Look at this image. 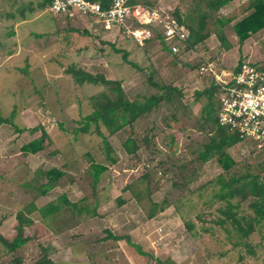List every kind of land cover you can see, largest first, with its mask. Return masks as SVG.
I'll return each instance as SVG.
<instances>
[{"label":"rangeland","instance_id":"1","mask_svg":"<svg viewBox=\"0 0 264 264\" xmlns=\"http://www.w3.org/2000/svg\"><path fill=\"white\" fill-rule=\"evenodd\" d=\"M138 1L160 12L178 10L183 16H195L199 1L205 6L204 0ZM39 2L0 0V116L9 118L15 113L13 124L25 129L18 134L14 126L0 125V235L14 238L19 211L25 214L32 202L42 208L64 193L90 213L96 207L97 214L62 217L53 230L45 228L36 212L28 213L35 224L26 234L36 236L14 254L2 255L0 245V264H11L17 256L22 264H31L40 255V245L54 264H264V249L258 245L261 234L254 233L247 240L258 246L254 255L242 246L234 247V236L216 224L221 204L210 201L219 175L227 179L251 171L264 180V145L243 141L228 149L226 153L235 162L229 172H224L216 159L201 164L196 153L209 140L202 113L206 98L196 101L195 95L211 87L209 75L199 74L203 61L212 62L218 73L232 71L245 61L264 64V29L240 45L232 28L248 14L244 12L248 1H233L207 21V30L214 31L219 27L214 24L216 19H233L223 27L232 45L229 51L212 35L178 56L164 52L155 41L138 46L124 30L116 31L118 35L106 33L105 39L95 35L88 41L82 24L37 8ZM23 9L29 10L21 18L18 14ZM10 12H15L14 20L6 18ZM76 45L88 46L94 54L78 68L120 82L131 101L157 94L152 83L176 88L182 94L180 103H161L132 128L114 136L101 127L117 163L108 166L95 187L83 154L90 152L96 163L107 165L102 139L92 132L74 138L73 130L91 113L90 99L108 90L87 83L80 86L72 79L67 70L77 62L71 52ZM123 52L128 53L126 60ZM33 128L39 130L34 134L26 131ZM42 131L49 134L50 144L35 156H25L21 148L39 138ZM129 136L139 146L133 155H127L122 147ZM54 149L57 153L51 155ZM78 158L70 171L73 180L64 181L46 196L34 200V190L23 187L26 180L34 179L36 169L49 164L60 167ZM129 185L138 197L124 189ZM251 201L241 204L245 216L251 214L247 207ZM154 204L164 211L149 219ZM108 233L128 237L145 255L125 240L105 239Z\"/></svg>","mask_w":264,"mask_h":264},{"label":"trees","instance_id":"2","mask_svg":"<svg viewBox=\"0 0 264 264\" xmlns=\"http://www.w3.org/2000/svg\"><path fill=\"white\" fill-rule=\"evenodd\" d=\"M89 1L99 3L102 9H108L113 3V0ZM233 1L235 0H204V7L203 2L199 1L196 5L195 16H183L180 12H178V10L169 11L175 21L179 25L185 26L188 30L185 47L180 51V53L190 52L197 45L202 44L212 35L216 36L223 49L229 51L232 48V45L226 37L223 27L225 25H231L233 23V19H216L214 24L216 23L219 27L214 31L207 30V21L213 19L215 14L218 13L220 9L228 6ZM133 2L136 3L139 1L133 0ZM36 6L39 9H46L48 11L49 0H41V2L36 4ZM27 10L29 9L21 10L18 15L21 16V18H24ZM244 12H248V14L232 25L233 31L240 45H242L252 35L264 29V0H248ZM6 18L14 20L16 18L15 12L7 13ZM131 28H137V25L133 24L131 25ZM121 30H124L125 32L124 28ZM154 33V38L152 40L145 41L144 45L148 42L155 41L160 45L161 50L172 55L165 46L164 40L159 31L154 30ZM83 34L86 35L87 32H83ZM121 52L122 50H116V53ZM127 57L128 53L123 52V59L126 60ZM240 64H238L232 71H235ZM130 65H132V63ZM67 71L77 85L83 86L87 83L103 86L108 90V93H100L90 99L92 107L91 113L81 120V126L79 128L73 130L74 138H77L82 134L92 132L102 139L101 152L107 165L96 163L90 155V152H85L83 154L88 163L86 170L93 180V187H95L98 181L102 178V173L108 169V166H113L117 163L115 152L107 137L101 132V127H104L110 136H114L126 127L132 128L133 124L137 120L150 114L153 110L157 109L161 103L170 104L173 103L174 100L178 101L177 103H180L179 100L182 98V94L176 88L167 86L164 87L156 83H152L158 91L157 94L144 97L141 100L138 99L131 101L126 98L123 88L118 81L109 80L103 75H92L74 66L68 68ZM218 91L217 86L211 83V87L208 90L197 92L195 94L196 101H199L201 97L206 98V104L203 107L202 113L205 117L204 122L208 129L207 134L209 135L208 142L204 143L200 150H196V153L198 154L197 160L201 164H206L210 160L216 159L223 171L229 172L235 162L226 152L228 149L236 146L244 140H241L237 133L231 132L227 127L221 126L218 123L217 115L219 103L216 98ZM14 117L15 113H12L9 118H3L0 116V125H12L14 126L15 132L21 134L25 129H20L13 124ZM92 126H94L93 130ZM60 129L62 130L63 127H60ZM38 130L39 128H33L26 131H28L29 134H34ZM50 141L49 134L42 131L39 138L24 145L21 148V151L25 156L27 154L35 156L46 147V143L50 144ZM122 147L127 155H133L139 150V146L131 136L126 138ZM50 153L51 155H56L57 151L54 149V151ZM79 158H82V155ZM79 158L72 161V163H65L60 167L49 164L44 169H36L33 172L34 179L26 180L23 183V187L25 189L29 188L34 190V200L39 197L46 196L55 187L62 185L64 181L70 182L73 180V174L70 171L71 169L74 170L75 164L80 161ZM143 177L147 176L144 175ZM213 184L216 189L212 192L210 201L221 204L217 209L219 217L216 220V224L226 234H228V236H234V247L242 246L246 249L247 254L254 255L255 248L258 246L248 243L247 240H249L248 238H250L254 233H258L262 236V241L258 245L264 249V180L261 176L256 173H251V171H245L244 174H235L227 179L224 178V176L219 175ZM124 189L126 191H130L134 198L139 196L133 192L131 185L126 186ZM247 199L252 200L247 204L251 214L245 216L241 204ZM120 203L123 202L121 201ZM29 206L30 208L26 209L25 214L23 211H19L16 214L17 225L15 227L16 235L14 238L7 240L0 235L2 255L16 253L36 236L26 234V230L34 224L33 220L29 218L28 213L32 214L33 212H36L43 221L42 223L45 224V228L53 230H55L54 227L56 222H58L62 217L77 219L84 212H87L89 215L97 214L96 207L93 209V213H90L91 210L87 207L71 202L65 193L59 196L55 202H50L42 208H36L33 202L29 204ZM163 211V207L154 204L148 214V218L153 219L156 213ZM62 213H65V215L61 216ZM186 226L189 230H192L193 228L188 223ZM105 239L125 240L129 246L136 249L137 253L145 255V253L140 250V247L133 244L128 237H114L108 233V236ZM11 264H22V260L19 256H17L12 260ZM31 264L54 263L49 258L47 249L40 245V255L37 260ZM158 264L163 263L158 262Z\"/></svg>","mask_w":264,"mask_h":264},{"label":"built area","instance_id":"3","mask_svg":"<svg viewBox=\"0 0 264 264\" xmlns=\"http://www.w3.org/2000/svg\"><path fill=\"white\" fill-rule=\"evenodd\" d=\"M48 12L55 16L79 17L103 31L125 29L138 46L161 34L172 55L185 47L188 30L170 12H160L133 0H113L108 9L89 0H49ZM137 28H131V25ZM200 76L209 75L218 88L217 120L244 141L264 144V64L242 62L235 71L217 72L212 62L203 61Z\"/></svg>","mask_w":264,"mask_h":264},{"label":"crops","instance_id":"4","mask_svg":"<svg viewBox=\"0 0 264 264\" xmlns=\"http://www.w3.org/2000/svg\"><path fill=\"white\" fill-rule=\"evenodd\" d=\"M236 1L237 0H235V2ZM64 18L67 19L71 23H74V24H77V23L82 24L84 26V28H85V32H87V34L85 36L88 38V41L92 40V38L95 35H97L98 37L99 36H102L103 39H105V34L106 33H113V34L118 35L116 33L117 30H114L113 32L103 31L100 28H98L97 26L91 25L90 23H87L86 21L81 20L80 18H78L77 22L75 23L74 20L77 17H72V18H70V17L69 18L68 17H64ZM92 46L94 47V44H92ZM82 50H83V52H82ZM71 52L73 54V57H74L75 61H77V62L74 61L75 62L74 66H77L78 65L79 67H83L84 65H86V62L84 61V59H86V60H92L91 57L94 55V54L91 53V51H89L88 46H77L76 45L75 48H72L71 49ZM78 66H77V68H78Z\"/></svg>","mask_w":264,"mask_h":264}]
</instances>
